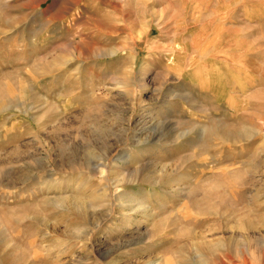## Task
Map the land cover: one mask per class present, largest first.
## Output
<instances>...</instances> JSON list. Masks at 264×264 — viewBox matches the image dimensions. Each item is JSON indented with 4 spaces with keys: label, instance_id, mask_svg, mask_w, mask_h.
Listing matches in <instances>:
<instances>
[{
    "label": "rangeland",
    "instance_id": "rangeland-1",
    "mask_svg": "<svg viewBox=\"0 0 264 264\" xmlns=\"http://www.w3.org/2000/svg\"><path fill=\"white\" fill-rule=\"evenodd\" d=\"M0 264H264V0H0Z\"/></svg>",
    "mask_w": 264,
    "mask_h": 264
}]
</instances>
